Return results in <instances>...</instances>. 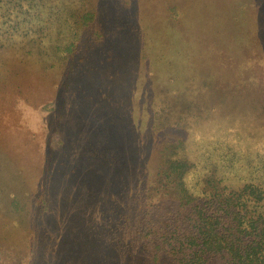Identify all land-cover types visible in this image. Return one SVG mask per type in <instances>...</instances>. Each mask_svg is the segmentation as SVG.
I'll return each mask as SVG.
<instances>
[{"label":"rangeland","instance_id":"obj_1","mask_svg":"<svg viewBox=\"0 0 264 264\" xmlns=\"http://www.w3.org/2000/svg\"><path fill=\"white\" fill-rule=\"evenodd\" d=\"M96 21L100 51L78 71L89 73L81 87L57 86L62 103L50 71L0 59V264H177L144 232L122 248L102 243L99 217L112 204L101 192L128 194V157L174 138L141 109L158 94L157 114L171 121L216 106L224 124L213 128L247 133L234 128L242 117L264 127V0H97ZM227 133L204 139L196 124L183 137L206 165L242 155L227 174L248 178V154L222 143ZM116 155L124 167L105 165Z\"/></svg>","mask_w":264,"mask_h":264},{"label":"trees","instance_id":"obj_2","mask_svg":"<svg viewBox=\"0 0 264 264\" xmlns=\"http://www.w3.org/2000/svg\"><path fill=\"white\" fill-rule=\"evenodd\" d=\"M96 6L97 0H0V59L34 60L41 75L51 72L50 90L64 102L57 86L82 85L89 73L78 71L87 65L91 68L100 51ZM160 97L157 94L141 113L147 115V123H157L158 131L170 134L173 130L174 138L165 140L163 149L155 154L128 157V194L101 192V197L109 193L107 204H112L99 217L105 233L102 243L122 248L144 232L151 239L162 238L163 254L177 264H210L216 257L224 258L225 264H264V127L253 130L251 120L242 117L234 128L247 133L235 135L225 125L213 128L224 124L213 122L216 106L198 109L189 118L190 124L181 117L171 121L157 114ZM203 114L209 123L202 119ZM196 124L204 139L219 140L217 133L228 132L231 138L221 142L235 152L245 150L248 178L227 174L234 171L232 160L237 165L242 155L226 158L221 165L212 159L206 165L204 154L197 155L186 146L183 136ZM125 163L124 156L116 155L105 165L114 168ZM163 195L170 204L158 207L156 201Z\"/></svg>","mask_w":264,"mask_h":264}]
</instances>
